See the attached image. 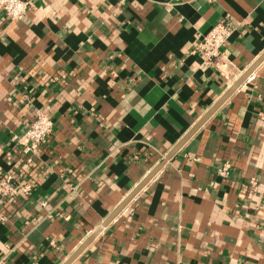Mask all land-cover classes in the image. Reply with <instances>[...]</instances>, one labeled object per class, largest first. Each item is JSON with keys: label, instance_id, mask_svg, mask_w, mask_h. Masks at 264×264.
<instances>
[{"label": "crops", "instance_id": "obj_1", "mask_svg": "<svg viewBox=\"0 0 264 264\" xmlns=\"http://www.w3.org/2000/svg\"><path fill=\"white\" fill-rule=\"evenodd\" d=\"M226 15L237 30L205 63L193 49ZM263 53L264 0L0 11V177L32 184L0 199L5 264H63L96 230L70 264H264V60L102 226ZM38 110L53 133L24 154L11 138Z\"/></svg>", "mask_w": 264, "mask_h": 264}, {"label": "built area", "instance_id": "obj_2", "mask_svg": "<svg viewBox=\"0 0 264 264\" xmlns=\"http://www.w3.org/2000/svg\"><path fill=\"white\" fill-rule=\"evenodd\" d=\"M34 0H0V11L9 21H21ZM238 23L233 21L228 15L224 16L207 33L201 35L199 41L194 47L204 59L205 63H213L221 54V47L225 45L237 30ZM53 120L51 116L44 111H36L33 119L30 121L27 129L24 131L22 139L13 135L11 140L18 142L22 146V152L29 154L34 152L44 143L53 133ZM231 171L230 163L226 162L218 168L217 173L222 178H227ZM249 188L255 191L258 183L255 178L248 180ZM32 191V184L22 182L12 174H5L0 177V199L10 200L18 197L28 196ZM248 194V196L251 195ZM45 201L40 202L44 207ZM60 217L59 214H56ZM51 217L52 215H48ZM5 256L0 257V264H5Z\"/></svg>", "mask_w": 264, "mask_h": 264}, {"label": "water", "instance_id": "obj_3", "mask_svg": "<svg viewBox=\"0 0 264 264\" xmlns=\"http://www.w3.org/2000/svg\"><path fill=\"white\" fill-rule=\"evenodd\" d=\"M264 60V53L229 87L218 101L207 111V113L192 127V129L183 137V139L168 153L164 161L161 162L137 187L136 189L106 218L102 226L107 225L126 205V203L139 191V189L152 177L156 170L168 160L194 132L212 115V113L245 81V79L254 71V69ZM98 233L96 230L92 233L82 245L63 263L70 264L91 242Z\"/></svg>", "mask_w": 264, "mask_h": 264}]
</instances>
